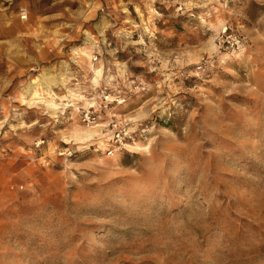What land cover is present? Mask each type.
Segmentation results:
<instances>
[{
	"label": "rangeland",
	"instance_id": "374dc122",
	"mask_svg": "<svg viewBox=\"0 0 264 264\" xmlns=\"http://www.w3.org/2000/svg\"><path fill=\"white\" fill-rule=\"evenodd\" d=\"M0 264H264V0H0Z\"/></svg>",
	"mask_w": 264,
	"mask_h": 264
},
{
	"label": "bare ground",
	"instance_id": "6f19581e",
	"mask_svg": "<svg viewBox=\"0 0 264 264\" xmlns=\"http://www.w3.org/2000/svg\"><path fill=\"white\" fill-rule=\"evenodd\" d=\"M29 85H30V87H29V88H30V89H32V85H31V84H29Z\"/></svg>",
	"mask_w": 264,
	"mask_h": 264
}]
</instances>
